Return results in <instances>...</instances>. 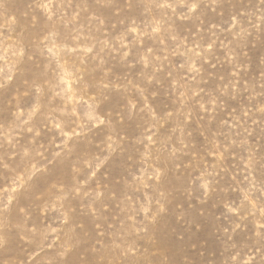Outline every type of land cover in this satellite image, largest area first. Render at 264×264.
I'll list each match as a JSON object with an SVG mask.
<instances>
[{"label":"rangeland","instance_id":"rangeland-1","mask_svg":"<svg viewBox=\"0 0 264 264\" xmlns=\"http://www.w3.org/2000/svg\"><path fill=\"white\" fill-rule=\"evenodd\" d=\"M30 3L0 0V31L16 26ZM220 19L219 11L204 7L199 19L173 18L161 39L141 36L135 47L122 32L113 36L105 27L101 38L109 47H121L123 40V54H102L79 87L59 59V44L47 50L58 74L46 59L44 71H17L19 65L0 60V193L9 191L14 174L32 221L55 228L61 216L85 219L93 194L115 199L146 174L151 181L155 171L156 190L167 198L158 225L161 246L174 244L181 233L187 243L194 231L189 221L202 226L199 239L220 225L237 232L257 227L255 210L242 217L230 207L241 203L243 193L233 156L217 134L231 124L234 111L222 101L217 109L214 100L230 73L217 62L223 48L211 47L215 37L207 31ZM131 32L136 36L139 29ZM185 170L189 177L204 170L214 177L213 187L205 185L206 195L194 204V193L176 187L177 173ZM185 200L189 211L184 204L185 219L178 223L183 204L177 202Z\"/></svg>","mask_w":264,"mask_h":264},{"label":"clouds","instance_id":"clouds-1","mask_svg":"<svg viewBox=\"0 0 264 264\" xmlns=\"http://www.w3.org/2000/svg\"><path fill=\"white\" fill-rule=\"evenodd\" d=\"M204 7L221 13L220 21L207 31L215 37L211 47L223 48L217 62L230 69L214 98L217 109L221 101L234 109L231 124L217 133L227 155L233 156L232 171L243 193L241 203L230 207L242 217L255 210L258 226L237 232L220 225L199 239L202 226L189 221L194 231L187 243L181 233L174 244L161 246L158 225L166 215L161 205L167 198L156 190L157 173L152 171L151 181L146 174L115 199L93 194L85 219L61 216L55 228L45 229L32 221L13 174L9 191L0 193V264H264V0H31L27 15L0 31V60L14 68L19 65L17 71H44L46 59L58 74L47 50L59 44V59L80 82L74 87H79L102 54H123V40L121 47H109L101 38L105 27L113 36L122 32L135 47L141 36L161 39L173 18L199 19ZM156 27L159 34L152 31ZM132 29H139V34L133 36ZM185 172L177 173L176 187L194 193V204L213 187L214 177L207 170L191 177ZM13 185L16 192L11 191ZM177 203L183 204L176 218L180 223L189 201Z\"/></svg>","mask_w":264,"mask_h":264}]
</instances>
